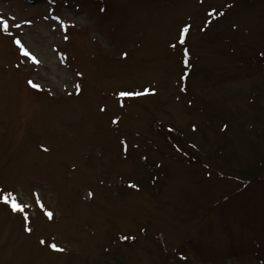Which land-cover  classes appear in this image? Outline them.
<instances>
[{
    "label": "rangeland",
    "instance_id": "374dc122",
    "mask_svg": "<svg viewBox=\"0 0 264 264\" xmlns=\"http://www.w3.org/2000/svg\"><path fill=\"white\" fill-rule=\"evenodd\" d=\"M0 14V264H264V0Z\"/></svg>",
    "mask_w": 264,
    "mask_h": 264
},
{
    "label": "snow or ice",
    "instance_id": "6c2138e0",
    "mask_svg": "<svg viewBox=\"0 0 264 264\" xmlns=\"http://www.w3.org/2000/svg\"><path fill=\"white\" fill-rule=\"evenodd\" d=\"M12 19H14V17ZM56 19L59 20V17H56ZM29 23H30V21H29ZM60 23H61V26L64 27V22L61 21ZM15 26L19 27L18 24L15 25ZM9 27H10V25H9L8 19H5L4 16L2 14H0V29H2L6 34L11 35V33L9 32ZM186 31H187V26H185V28L181 32V37H183V34ZM14 43L19 47V50L22 52V54L24 56L30 57V59L34 63L38 64L40 62L37 59V57L35 55H33L24 46L23 43H21V40L19 38H16L14 40ZM124 55H126V53ZM29 84H31L33 87H39V85L33 84V82L31 80L29 81ZM76 87H77V89H79V85H76ZM145 91H148V90H145ZM134 95H140V93H135V92H131V91H121V92L118 93L119 97H130V96H134ZM113 123H116V121L113 120ZM131 186L132 187H137V185H135V184H132ZM0 202L4 203L5 205L10 206L12 211L22 213L25 221L29 220V213L26 211V209L29 208L30 205L18 202L17 196L13 192L7 191V190H4V189H0ZM36 203L40 206V208L42 210H44L45 215L48 218H52L53 213L51 211H48V210L44 209V205L41 203L39 198H37ZM28 230L30 231V229H28ZM42 243H43V241H42ZM50 247H52L53 249H56L58 251H63V249L62 248H58V246L55 243L51 244Z\"/></svg>",
    "mask_w": 264,
    "mask_h": 264
},
{
    "label": "trees",
    "instance_id": "16d2710c",
    "mask_svg": "<svg viewBox=\"0 0 264 264\" xmlns=\"http://www.w3.org/2000/svg\"><path fill=\"white\" fill-rule=\"evenodd\" d=\"M252 58H253V61L256 62V63H259V64H263L264 65V48L263 49H259V50H256L255 54L252 55ZM168 131H167V134H166V139L169 140V138H171L170 134V128H166ZM173 140V138H172ZM178 142H182L183 141L181 139H178ZM185 148L183 150L184 154L186 156L185 160H188V161H201L198 157V155L194 154L193 153V149H189V147H186V145H184ZM177 147V145H176ZM263 164V162L261 161V165Z\"/></svg>",
    "mask_w": 264,
    "mask_h": 264
}]
</instances>
